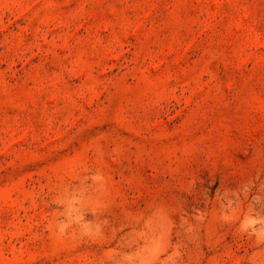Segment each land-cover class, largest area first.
Returning a JSON list of instances; mask_svg holds the SVG:
<instances>
[{
    "label": "rangeland",
    "instance_id": "1",
    "mask_svg": "<svg viewBox=\"0 0 264 264\" xmlns=\"http://www.w3.org/2000/svg\"><path fill=\"white\" fill-rule=\"evenodd\" d=\"M0 264H264V0H0Z\"/></svg>",
    "mask_w": 264,
    "mask_h": 264
}]
</instances>
